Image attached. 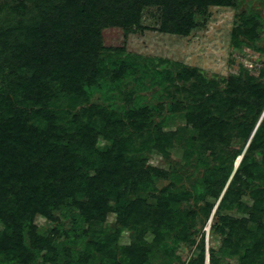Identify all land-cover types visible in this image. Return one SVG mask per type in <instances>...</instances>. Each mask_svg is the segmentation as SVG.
<instances>
[{"label":"trees","instance_id":"16d2710c","mask_svg":"<svg viewBox=\"0 0 264 264\" xmlns=\"http://www.w3.org/2000/svg\"><path fill=\"white\" fill-rule=\"evenodd\" d=\"M115 1L0 5V264H264V65L218 79L146 64L142 79L170 101L147 104L122 89L136 65L112 61L102 33L155 5L162 30L187 35L196 9L237 0ZM239 15L234 45L264 51L257 16ZM97 88L122 92L125 109L91 102ZM175 114L185 124L165 129ZM153 150L168 169L151 164ZM158 176L169 183L157 189ZM216 205L220 245L207 247ZM110 213L118 226L105 224Z\"/></svg>","mask_w":264,"mask_h":264},{"label":"rangeland","instance_id":"374dc122","mask_svg":"<svg viewBox=\"0 0 264 264\" xmlns=\"http://www.w3.org/2000/svg\"><path fill=\"white\" fill-rule=\"evenodd\" d=\"M18 0H0V5L6 7ZM107 4H114L115 0H105ZM29 5L30 0H27ZM120 7V5H117ZM134 13H136L133 10ZM246 12L249 16H257L256 19L260 25V34L255 42V47H264V0H237L236 5H209L207 11L196 9L197 27L193 28L187 35L177 34L161 29V11L155 5L144 6L141 9V16L138 22L133 20L131 24L124 27H118L117 21L110 22L103 30L104 47L107 52L111 53L112 61L116 63L124 62L128 58L136 67L132 68V73L124 78L123 90L136 89L135 96H141L144 103L157 104L164 102L167 106L170 101L159 98L157 94L158 85L153 84L152 78L142 79L144 76L145 65H157L161 69L175 67L176 63L197 68L208 77H216L222 79L227 78L230 74L239 73L243 69L246 73L258 75L260 67L264 65V51L253 50L246 43L241 46H235L233 42V30L241 23L240 13ZM110 64V61L108 62ZM246 76V75H245ZM264 79V77H262ZM142 79V80H138ZM110 90V89H109ZM105 92V93H104ZM100 91L98 88L92 95L91 102L104 103L115 111L120 108L125 109V97L122 92L115 89L110 94L106 91ZM157 95V96H156ZM106 97V100H105ZM167 111H164L166 113ZM242 113V112H241ZM263 117V115H262ZM160 120V118H157ZM185 124V120L175 114L169 116L165 129H173ZM251 140V138L249 139ZM248 140V141H249ZM239 145H243L238 138L232 140ZM105 141L101 138L100 145H104ZM249 142L245 144L246 150ZM184 149L175 146L171 149V160L174 163H181L183 159ZM150 151L149 161L159 167L169 168L168 162L158 153ZM244 152L238 156L235 166H238ZM260 157V156H259ZM184 164L182 162L181 166ZM191 166L188 170L190 173L200 174L204 170V166ZM187 166V167H189ZM200 172V173H199ZM157 189L167 185L169 179H163L158 176L156 180ZM245 199L252 203L251 197ZM218 204V202H217ZM215 206L213 213L209 219L208 225L204 227L206 230V246H219L220 237L211 233V222L216 217ZM264 220V216H263ZM38 225L49 226L51 223L43 216L36 219ZM106 225L118 226L116 215L110 213L108 215ZM128 233L124 232L123 241L128 242ZM151 237V236H150ZM195 249V246H194ZM179 252L185 259L190 253L189 246L183 244ZM197 253V250H195ZM234 262L236 257H231Z\"/></svg>","mask_w":264,"mask_h":264}]
</instances>
